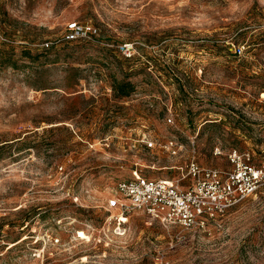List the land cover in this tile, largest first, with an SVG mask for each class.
I'll use <instances>...</instances> for the list:
<instances>
[{
	"label": "rangeland",
	"instance_id": "rangeland-1",
	"mask_svg": "<svg viewBox=\"0 0 264 264\" xmlns=\"http://www.w3.org/2000/svg\"><path fill=\"white\" fill-rule=\"evenodd\" d=\"M262 26L264 0H0V264H264V185L205 231L107 209L134 171L264 164Z\"/></svg>",
	"mask_w": 264,
	"mask_h": 264
},
{
	"label": "built area",
	"instance_id": "built-area-1",
	"mask_svg": "<svg viewBox=\"0 0 264 264\" xmlns=\"http://www.w3.org/2000/svg\"><path fill=\"white\" fill-rule=\"evenodd\" d=\"M264 31V26H262ZM92 33L90 26L76 22L69 24L65 40L73 42ZM46 48L48 44L44 45ZM240 53V49H236ZM126 57L132 54L128 47ZM170 122V119H168ZM148 148L155 143L147 142ZM164 149L176 157V142H166ZM230 169L201 167L194 156L184 165L174 167L178 175L172 179L149 178L134 171L130 178L119 181L112 189L107 209L115 211L118 222L131 214H141L151 222L178 227L187 231H205L238 203L254 195L264 185V164L259 168L250 162V154L240 155L232 150L228 154Z\"/></svg>",
	"mask_w": 264,
	"mask_h": 264
},
{
	"label": "trees",
	"instance_id": "trees-1",
	"mask_svg": "<svg viewBox=\"0 0 264 264\" xmlns=\"http://www.w3.org/2000/svg\"><path fill=\"white\" fill-rule=\"evenodd\" d=\"M120 87H121V83L116 86L118 91H120ZM121 95H126V94H121Z\"/></svg>",
	"mask_w": 264,
	"mask_h": 264
}]
</instances>
